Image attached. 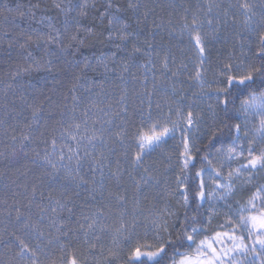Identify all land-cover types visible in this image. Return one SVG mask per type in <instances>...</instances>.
Returning a JSON list of instances; mask_svg holds the SVG:
<instances>
[{"label":"trees","instance_id":"trees-1","mask_svg":"<svg viewBox=\"0 0 264 264\" xmlns=\"http://www.w3.org/2000/svg\"><path fill=\"white\" fill-rule=\"evenodd\" d=\"M85 3L87 14L80 16ZM243 3L250 5L248 13L239 7ZM113 15L120 23L109 24ZM194 18L203 37V57L195 33L184 28ZM261 21L264 0H0V264H28L17 255L21 241L36 251L38 264H60L74 252L82 264H90L93 256L116 254L125 264L131 245L116 236L122 219L135 218L133 243L153 242L151 221L173 231L195 217L194 226L202 233L208 202L207 195L204 200L196 195L195 173L205 168V179L203 157L215 167L218 150L232 146L229 138L209 145L208 129L223 117L219 108L214 116L210 107L215 106V81L225 64L259 63L255 52L264 31ZM121 32L127 40L118 38ZM134 47L140 51L133 52ZM198 70L202 81L196 79ZM253 88L264 90L258 84ZM189 111L195 119L187 133L195 167L182 171ZM234 115L242 138L244 114ZM73 116L82 125L78 137L85 135V119L89 132H103L94 147L82 141L75 180V157L71 174L59 166L53 170L42 159L47 152L55 161L63 146L68 164L67 148H75V142L65 130L76 132L68 128ZM156 121L170 128L175 122L174 134L134 167L136 133L147 132ZM23 134L31 137L23 142L26 156ZM85 150L91 155L85 156ZM178 178L186 187L177 184ZM204 190L207 194L206 181ZM170 207L168 214L164 209ZM94 214L98 223L87 230ZM193 244L179 252L188 254Z\"/></svg>","mask_w":264,"mask_h":264},{"label":"snow or ice","instance_id":"snow-or-ice-1","mask_svg":"<svg viewBox=\"0 0 264 264\" xmlns=\"http://www.w3.org/2000/svg\"><path fill=\"white\" fill-rule=\"evenodd\" d=\"M59 7V5H57ZM81 11L79 13L80 16H84L87 13L83 10L87 7V4L81 5ZM129 7H137L135 4H130ZM244 10L245 13L250 11V5L247 3L240 4L239 6ZM109 8H111V3H109ZM209 11H211V6L209 7ZM108 14L107 11L102 13L103 15ZM250 19V17H249ZM120 23V18L117 16H112V19L109 20V24H117ZM264 24V21H261ZM208 24H212V20H208ZM122 28L126 27V25H121ZM185 29H188L190 33H195L194 40L195 45L199 50L201 57L204 54V46H203V37L200 32V25L197 20L194 18L191 25L185 24ZM90 31V30H89ZM109 39H112V34L109 33ZM120 40H127V36L122 32L118 37ZM73 41L77 40V36L73 35L71 37ZM48 43L53 42V37L49 36ZM72 45H69L71 47ZM119 47V45H117ZM151 47V45H149ZM140 49L134 47L133 52H139ZM255 56L257 57L259 63H249V64H237L233 66L232 64H225L224 69L220 73L219 79L215 81V88L213 89V95L215 96V106L212 107L213 114L215 116L216 108H219L223 117L214 121V126L208 129V137H209V145H213L214 143H225L229 138L231 140L232 146L227 148V150L219 149L225 160L220 165V169L212 166V162L208 160L207 156L203 157L204 161H207V175L210 179H213L215 183V190L225 189V195H227L228 191L231 190L232 184L231 179L236 176L239 177L245 170L249 172L264 170V148H261L258 152L253 147L256 142L257 136L261 141H264V90L257 92L253 85H259L262 89H264V31L259 34V45L256 49ZM167 57L164 59V68L167 69ZM50 70V69H49ZM175 75V73H173ZM196 79L202 81V73L200 70L196 72ZM241 97H244L241 99ZM75 99V97H73ZM123 100V97L121 98ZM240 101V105L236 107V101ZM75 111V109H73ZM234 113H253L260 115L259 126L254 129L252 133V137L248 138V131L244 132V138L247 139V155H245V149L242 143H238L241 141V125L239 123H233L234 119L238 120L239 116L234 115ZM84 116H87V112L84 113ZM37 111L33 112V119H36ZM149 118L150 114H149ZM72 123L68 125V128H74L76 132H71L65 130V134L72 141L75 142V148L68 147L67 151L69 155L67 156L68 164H65V154L64 147H60L57 159L54 161L51 159V154L45 152L42 159L44 162L50 166L53 170L58 171V166L60 168H64L68 171L69 174L72 173V161L75 157V165H76V175L72 178L75 180L79 177L78 169L80 167L81 158L78 155V150L81 147V143L83 140H87L88 144L95 146V141L101 140L103 136L102 130L92 129L89 132L87 128V119L83 120L84 125V133L85 135L79 136L78 133L81 129V123H75V117H72ZM187 126L184 129V151L182 153V171H186L190 164L195 167L193 163V157L190 152L191 149L189 147V140L187 137V133L191 130L192 126L195 123V119L191 111L188 112L186 117ZM177 125L173 122L172 127H168L167 124L156 121L152 124V126L148 129L147 132L137 131L135 140L136 147L138 151L135 156L132 158V164L134 167L142 166L144 156L153 151L155 147H158L160 144L166 141V139L171 138L174 134ZM235 133V135H233ZM31 137L27 134H23L21 138V149L23 152L24 149V141L30 140ZM53 151L55 152L57 149V142L55 139L51 141ZM239 149V150H238ZM23 155H27V152H23ZM39 155V153H37ZM91 153L85 150V156H90ZM103 153H101V157ZM243 159L246 161L245 163H241L239 167L229 171L227 176L225 177L221 171L224 167L225 163H228L232 160ZM94 163L97 167L100 166V158H96ZM95 171V169H93ZM205 168H200L195 173V177L199 179V191L196 195L204 200L206 195H211L210 193L205 192ZM82 180V178H80ZM221 180H226L227 183H221ZM177 184L180 186L186 187L184 185V180L178 178ZM33 195H35V190H33ZM184 195L185 204L188 203V197L186 193ZM223 198V196L221 197ZM257 201H259V207L257 205ZM59 203V201H57ZM55 211V209H53ZM71 211V209H69ZM247 213V214H245ZM21 218V214L19 209H17V219ZM87 219V218H86ZM99 217L94 214L90 223L87 225V230H94ZM187 221V217L185 218ZM196 223L195 217H192L191 224L185 223L180 224L173 231L169 230L167 224H158L156 221H153V226L155 230V236L153 238L152 243H143L136 242L133 243V239L135 237V230L137 227L135 218L131 222L123 221L120 226L116 229V236L123 237L129 245H131L127 251V258L125 264H223L221 260V255L217 252L214 244L221 237L220 233L216 234V237L212 241H208L207 239L201 240L199 244L196 246L197 256L198 258L193 260L187 256H184L179 252L180 248L184 247L186 243H188L189 247L191 244L195 243L194 234H198V229L194 226ZM28 226L27 224L25 225ZM83 227V226H82ZM239 227L246 230L249 238L255 237L252 241V247L249 249L247 245L243 243L244 237H239V243L234 245V248L228 251H237L239 250L242 253L252 252L255 254L254 260L256 258H260L264 256V185H261L256 189V191L252 194L251 198L247 201L245 205H242L239 209ZM189 228L191 231H189ZM86 230V232H87ZM225 237L231 240H236L234 233H224ZM257 246H259V251H257ZM95 245L90 244L89 248H94ZM20 250L17 255L21 259H26L28 264H38V257L36 251L29 248L28 245L24 244L23 241L20 242L19 246ZM182 255V258L179 261L175 260V256ZM64 264H82L77 253H72L71 257L64 261Z\"/></svg>","mask_w":264,"mask_h":264},{"label":"rangeland","instance_id":"rangeland-1","mask_svg":"<svg viewBox=\"0 0 264 264\" xmlns=\"http://www.w3.org/2000/svg\"><path fill=\"white\" fill-rule=\"evenodd\" d=\"M260 118L261 117L258 113L244 114V132L246 130L248 131V138L252 137L254 129L259 126ZM244 132L239 143L243 144L245 155H247V148H245L247 139L244 138ZM253 146L258 152L261 148H264V143L263 141H260V138L257 136L256 142ZM156 148L157 147L154 149ZM224 160L225 157L220 153L216 159L215 168L220 169V165L224 162ZM245 162L246 161L243 159L232 160L228 163H225L221 171L226 177L229 171L239 167L241 163ZM204 180L206 181V191L207 193L211 194L207 195V210L209 213L207 226L202 233L194 234L195 243L193 244V249L184 256H187L193 260L197 259L198 256L196 246L199 244V242L205 239L212 241L216 237V234L220 233L221 237L214 244V247L221 255L223 264H264V256L254 260L255 254L250 251L247 253H242L239 250L228 251L233 249L236 243H239V237H244L243 243L247 245L249 249L252 247V241L255 239V237L253 236L249 238L247 231L239 227V209L242 205L247 203L258 187L264 185V170L252 172L245 170L239 177L234 176L231 179V190L228 191L227 195H225L226 190L223 188L215 190V183L213 179L208 177V175L205 176ZM220 182L227 183L226 180H221ZM222 196L223 198H221ZM257 205L259 207V201H257ZM164 210L170 214L173 208L170 207V209L166 208ZM150 226H152L151 228H154L152 223ZM224 233H229L230 235L234 233L237 239L235 241L228 239L223 235ZM257 251H259V246H257ZM119 257V254L110 255L107 257H105V255L100 257L93 256L90 259V264H121L118 262L120 261ZM181 258L182 257H180L178 261ZM60 264H64V262Z\"/></svg>","mask_w":264,"mask_h":264}]
</instances>
